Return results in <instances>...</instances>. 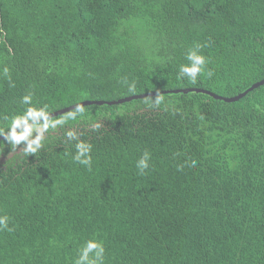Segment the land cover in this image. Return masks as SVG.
<instances>
[{
    "label": "trees",
    "instance_id": "16d2710c",
    "mask_svg": "<svg viewBox=\"0 0 264 264\" xmlns=\"http://www.w3.org/2000/svg\"><path fill=\"white\" fill-rule=\"evenodd\" d=\"M197 45L205 74L178 79ZM262 80L264 0H0V131L60 121L34 154L0 141V264H75L88 240L104 264H264V85L223 100Z\"/></svg>",
    "mask_w": 264,
    "mask_h": 264
},
{
    "label": "clouds",
    "instance_id": "9594fccd",
    "mask_svg": "<svg viewBox=\"0 0 264 264\" xmlns=\"http://www.w3.org/2000/svg\"><path fill=\"white\" fill-rule=\"evenodd\" d=\"M200 46L197 45L195 50H189L185 59L189 62L188 64L181 65L178 70V79H187L190 83H196L197 78L205 74L207 58L199 54ZM206 75L211 77L213 75L211 70H207ZM129 91H135V84L129 85ZM23 102L28 104L31 102V97H23ZM163 102V98L157 94L155 99L152 101L154 106H159ZM151 106V105H150ZM77 112L82 111L79 107L76 109ZM42 122V123H41ZM60 123L56 121L54 123L49 121L47 113L43 110H37L29 107L22 116L12 118L10 128L7 134L0 131V136H4L5 139L12 145H20L22 142L26 143V153H36L41 147V140L43 138V132L47 131L49 127H54L55 124ZM17 129H22L17 131ZM37 134L33 137V132ZM69 139H75L72 132L68 134ZM77 153L74 156V160L81 165L90 166L91 157L89 153L91 151V145H87L83 142H79L76 145ZM150 155L145 152L144 155L137 161V168L140 173L149 167ZM191 167L196 166V161L191 162ZM9 217L6 215H0V231L11 229L8 228ZM104 253L105 249L99 241L88 240L81 248L78 258L75 260V264H104Z\"/></svg>",
    "mask_w": 264,
    "mask_h": 264
},
{
    "label": "water",
    "instance_id": "95a60500",
    "mask_svg": "<svg viewBox=\"0 0 264 264\" xmlns=\"http://www.w3.org/2000/svg\"><path fill=\"white\" fill-rule=\"evenodd\" d=\"M263 85H264V80H262L261 82H258L257 84L253 85L246 92H244L243 94H241V95H239L237 97H234V98H231V99H223V100L226 101V102H235V101H238L241 98L245 97L249 92H251V91H253V90H255V89H257V88H259L260 86H263ZM199 91H202V90H199ZM157 94L158 93H151V94H145V95H136V96L128 97V98H125L123 100L115 101V102H82V103L76 104L74 106H71V107L62 109V110L56 112L55 114H53L52 116H57V115H61V114L70 112L72 110L77 109V107H81V106L93 105V104L116 105V104H120V103L130 102V101H133V100H136V99L146 98L148 96H153V95H157ZM21 130L22 129H17V131H21ZM3 139H5L4 136L0 137V141L3 140Z\"/></svg>",
    "mask_w": 264,
    "mask_h": 264
},
{
    "label": "rangeland",
    "instance_id": "374dc122",
    "mask_svg": "<svg viewBox=\"0 0 264 264\" xmlns=\"http://www.w3.org/2000/svg\"><path fill=\"white\" fill-rule=\"evenodd\" d=\"M36 134H37V133L34 131V137H35Z\"/></svg>",
    "mask_w": 264,
    "mask_h": 264
}]
</instances>
